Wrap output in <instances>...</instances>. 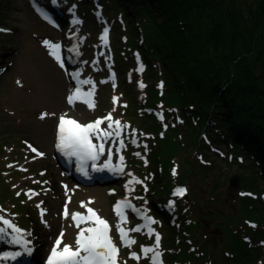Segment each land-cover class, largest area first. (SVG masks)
Returning a JSON list of instances; mask_svg holds the SVG:
<instances>
[{"label": "rangeland", "instance_id": "1", "mask_svg": "<svg viewBox=\"0 0 264 264\" xmlns=\"http://www.w3.org/2000/svg\"><path fill=\"white\" fill-rule=\"evenodd\" d=\"M46 1L50 5V0ZM62 1L63 11L66 12L62 16V26L63 22L69 23V18L76 17L77 37H67L71 34L68 25L53 28L41 20L32 8L33 0H0V29L3 30L0 31V190L22 199L24 214L29 220L26 222L22 218L24 214L5 206L14 201V197L10 196L9 199L3 198L5 209L0 206V216L23 230L25 238L44 239L42 234L47 229L54 244L63 231V242L75 247L77 228L71 214L87 210L81 207L82 201L96 209L113 226L114 221L120 219L113 210V203L120 198L132 197L146 215H162L158 216L160 221L157 220L154 225L155 234L159 233L161 237L157 248L160 260L164 264H184L185 260L181 258L184 252L182 241L186 235L183 236L182 230L186 216L192 213L196 218L202 208L201 230L217 237L223 232L215 222L224 220L228 213L239 214V207H242L239 198L249 190L238 191L241 181L235 188H231L229 182L234 174L240 173L237 160L245 158L244 153L204 130L201 134L204 150L198 144L197 147L192 146L193 151L192 147L185 150L195 141L194 130L199 128V116L189 109L186 111L188 114H183L179 107L182 102L169 88L171 80L162 69L161 62L155 54L146 59L149 54L147 37L142 25L138 24L141 18L129 14L130 5L122 6L117 19L100 22L91 11L86 20L79 17L80 11L77 10V14L76 9L67 13V0ZM85 1L97 7L95 0ZM113 1H105L102 7L105 17L116 11ZM69 3L76 1L68 0ZM120 16H124L125 20ZM107 27L110 28V43L105 46L101 37ZM44 41L49 44L45 45ZM74 43L81 46L79 63L72 68L65 67L64 62L61 66V62L50 54V46L59 45V54V51L68 52ZM111 54L115 59L114 67L109 64ZM70 69L79 71L82 81L89 80L91 83H73ZM141 83L144 87H140ZM77 87L81 88L82 94L94 90V95L82 97L70 106L67 97ZM114 97H118L116 102ZM86 99L94 100L95 107L89 108L84 102ZM44 113L48 115L41 118ZM109 113L113 121L118 120L123 126L121 135L110 137L109 143L111 149L114 147L112 144H118L116 149L113 148L116 157L112 166L115 168L120 160L119 168L123 172L108 174L109 180L88 188L77 185L59 168L53 156L58 119L62 114H69L87 124ZM106 122L108 125L109 122ZM177 144L179 150L176 153L173 147ZM29 146L37 152H32ZM198 157L200 162L197 164ZM200 163L209 164L207 175L197 171L184 178L191 165L196 168ZM250 174L247 172L245 175L248 181ZM128 179L132 181L127 182ZM125 182L131 186L129 191L124 189ZM179 189L186 191L183 195H174ZM65 204L70 225L63 216ZM154 207L159 209V214ZM41 209L46 210L43 216ZM215 210L222 211L224 216L216 218ZM141 222L142 219L131 218L126 224L130 230ZM0 226H3L2 223ZM8 232L7 239L16 235L11 230ZM113 232L121 245L119 233ZM155 234L146 235L144 230L129 231L135 243L122 248L118 255L121 263L153 264L154 253L145 254L142 249L155 245ZM187 234L192 239V235ZM189 243L190 248L198 244L193 239ZM50 249L49 245L39 264ZM197 250H200L199 247ZM133 252L139 259L132 257Z\"/></svg>", "mask_w": 264, "mask_h": 264}, {"label": "trees", "instance_id": "2", "mask_svg": "<svg viewBox=\"0 0 264 264\" xmlns=\"http://www.w3.org/2000/svg\"><path fill=\"white\" fill-rule=\"evenodd\" d=\"M105 1L110 0H101L102 5ZM113 2L115 15L128 4L129 14L141 18L138 24L142 25L149 49L146 59L155 54L161 62L171 80L169 88L182 102L179 107L183 114L189 109L199 116L195 141L185 150L197 144L203 149V130L231 143L245 157L243 162L237 160L241 168L238 191L248 189L258 194L253 197L247 191L244 196L237 193L242 204L239 214L228 213L224 220L215 222L223 232L217 237L201 230L202 208L198 217L192 214V225L185 219V232L190 231L198 244L191 245V249L183 229L186 239L182 241L181 258L186 264H264V0ZM173 149L177 153L178 144ZM208 165H191L184 178L197 171L207 175ZM247 172L252 173L249 181L245 178ZM9 196L14 201L7 206L3 198ZM2 204L21 215L26 212L22 199L4 189L0 190ZM214 213L216 218L224 216L219 210ZM22 218L29 220L26 214Z\"/></svg>", "mask_w": 264, "mask_h": 264}, {"label": "snow or ice", "instance_id": "3", "mask_svg": "<svg viewBox=\"0 0 264 264\" xmlns=\"http://www.w3.org/2000/svg\"><path fill=\"white\" fill-rule=\"evenodd\" d=\"M52 4H57L59 0H50ZM45 19H49L45 15ZM0 31H3L0 29ZM102 40H107V30L105 29L104 34L101 37ZM45 45H48V41H44ZM50 54L54 56L58 61L61 62L63 66V61L61 60L60 55L58 54L59 45H51ZM81 84L91 83L89 80L80 81ZM140 87H144L141 83ZM94 95V90L87 93H83L80 87H77L74 92L69 95L68 102L69 104H75L77 100L82 99V97H92ZM114 102L118 100V97L113 98ZM87 103L89 108H94V100L86 99L84 100ZM48 113L42 114L47 116ZM108 121L107 129L101 128V125ZM121 122L116 120L113 121L111 113L106 117L95 120L87 124H81L73 118H68L66 115H61L59 117V122L57 125V143L56 148L62 152L68 158H75L79 163V171L85 176L88 175L86 170V163L92 161V167L95 171H104L112 170L116 171L117 169L113 168L110 160L106 161L100 168H96L95 162L100 158L101 155L105 152V144L102 141H105L107 138L116 136L119 137L122 131ZM108 129H114V131H109ZM97 139L101 141L100 143H94L93 140ZM123 144V141H120ZM31 148L32 152H37L35 148ZM38 155L43 156L44 153H38ZM123 157H121V160ZM122 171V169H119ZM67 187V186H65ZM186 189H179L174 195H183ZM35 195V193H33ZM71 199L69 198V203ZM131 208L132 205L127 201L118 202L114 206V211L118 217H124V207ZM39 207V206H38ZM81 207L87 209V214L81 212H74L71 214V219L75 223V227L79 229L76 239L75 247L69 244H61L64 238V232L61 231L59 236L54 241L53 246L50 249V253L47 256L46 264H117L119 248L114 243L111 233V226L108 221L99 216V214L92 208L87 206V203L81 202ZM46 210L41 209V215H44ZM63 216L65 218L69 217V211L67 204L64 206ZM150 223H155L151 217H145ZM0 223L3 226H0V239L5 235H8V230H11L12 233L16 235L11 236L8 240L11 244L23 245L24 253L31 254L33 249L29 246L30 241L25 239L23 236V230L14 225L10 220L6 219L4 216H0ZM123 223V221H122ZM82 224L88 225L86 227H81ZM140 227L127 230L123 226H118L117 231L119 233V238L126 247H130L135 243V240L129 237V231H139ZM149 234L153 233V229H148ZM160 236L159 233L155 234V245L153 247H144L142 251L145 254L154 253L152 256L153 264H161L159 261L160 253L157 251L159 246ZM22 255L21 252H10L0 255V260L12 259L15 260L17 257ZM134 259H139L137 253H131Z\"/></svg>", "mask_w": 264, "mask_h": 264}, {"label": "bare ground", "instance_id": "4", "mask_svg": "<svg viewBox=\"0 0 264 264\" xmlns=\"http://www.w3.org/2000/svg\"><path fill=\"white\" fill-rule=\"evenodd\" d=\"M92 1H94V0H92ZM66 8H67V10L68 9H74L73 8V5L71 4V3H69V4H67V6H66ZM67 25H68V29H69V31H70V33L74 36V37H77V35L79 34V31L76 29V27L75 26H71V25H69V24H66V27H67ZM62 44V43H61ZM75 104H76V102H75ZM74 104V105H75ZM72 105V104H71ZM70 105V106H71ZM62 115H66V116H68V117H72V116H70L69 114H62ZM72 118H74V117H72ZM75 120H76V118H74ZM95 121V120H94ZM79 123H81V124H84V123H82V122H79ZM106 125H107V122L105 121L104 122V124L102 125V127L101 128H105L106 127ZM55 129H56V131H57V126L55 127ZM111 139L112 138H110V141H111ZM54 141H55V136H54ZM112 146H114L113 148L114 149H116V147L118 146V144H112ZM109 148L111 149V146H110V144H109ZM112 148V149H113ZM106 157H107V155H106ZM239 162H243V161H245V158H240L239 160H238ZM115 168H117V170L116 171H110L109 172V174L110 175H113V174H115L116 172H118V171H120L119 169V166H117V165H115ZM122 172H123V170H122ZM121 172V173H122ZM121 175V174H120ZM112 177V176H111ZM113 179H114V177H112ZM132 181V179H128L127 180V182H131ZM77 184H80V183H78L77 182ZM125 184V186H124V189H126L127 191H129L130 189H131V186L130 185H128V184H126V182L124 183ZM77 212H82V211H77ZM99 214V216L100 217H102V214H100V213H98ZM66 220L67 219H69V218H65ZM104 219V218H103ZM129 219V218H128ZM51 221V220H50ZM68 221V220H67ZM122 221H123V223H122ZM130 221V220H129ZM53 223H54V220L52 221ZM126 222H127V220L125 221V220H123V219H116V221H114V225H113V231L115 230V232H118L117 231V228H118V226H123L125 229H127V230H129V227L127 226V224H126ZM68 224H69V221H68ZM70 225V224H69ZM46 230L47 229H45L44 231H43V234H42V236H44V239H40V240H38V239H35L34 240V238H31V237H29V238H27V240H33L32 241V243H30V247L33 249V251H32V253H31V255L33 256V260H34V262H36L37 264H39L40 263V261H41V256H43V255H45L46 254V251H47V248H49V245L52 247L53 246V244L51 243V238H50V235H49V232L50 231H48V232H46ZM188 233H190V231H188ZM191 234V233H190ZM49 235V236H48ZM129 237L130 238H132L133 240H134V238H133V236L132 235H129ZM10 239V238H9ZM9 239H7V235H5L2 239H0V251L1 250H4V249H6V247H4V245L2 244V243H9L8 242V240ZM67 240V239H66ZM248 241H250V240H248ZM250 243V242H249ZM263 243V242H262ZM63 244H69V245H72L71 243H65V241L64 242H62V244H61V247H63ZM73 246V245H72ZM9 247H11L12 248V246H9ZM13 247H16V245H14ZM74 247V246H73ZM19 249H23V246H20L19 247ZM50 252V251H49ZM4 262H7V263H10L11 262V260L10 259H4L3 260Z\"/></svg>", "mask_w": 264, "mask_h": 264}, {"label": "water", "instance_id": "5", "mask_svg": "<svg viewBox=\"0 0 264 264\" xmlns=\"http://www.w3.org/2000/svg\"><path fill=\"white\" fill-rule=\"evenodd\" d=\"M240 181H241V177L239 174H235L233 175L231 178H230V187L231 188H235L237 187L239 184H240Z\"/></svg>", "mask_w": 264, "mask_h": 264}]
</instances>
